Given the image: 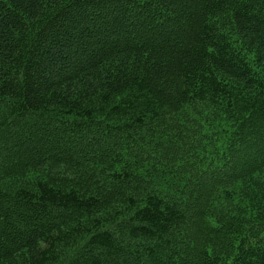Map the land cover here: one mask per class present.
<instances>
[{
    "label": "trees",
    "instance_id": "16d2710c",
    "mask_svg": "<svg viewBox=\"0 0 264 264\" xmlns=\"http://www.w3.org/2000/svg\"><path fill=\"white\" fill-rule=\"evenodd\" d=\"M0 264H264V0H0Z\"/></svg>",
    "mask_w": 264,
    "mask_h": 264
}]
</instances>
